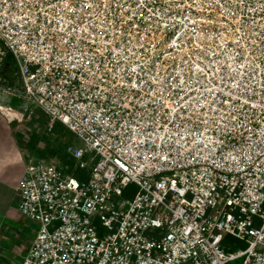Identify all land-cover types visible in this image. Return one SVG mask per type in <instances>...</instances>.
<instances>
[{"label":"built area","instance_id":"1","mask_svg":"<svg viewBox=\"0 0 264 264\" xmlns=\"http://www.w3.org/2000/svg\"><path fill=\"white\" fill-rule=\"evenodd\" d=\"M0 42L84 144L28 160L21 264H264V0H0Z\"/></svg>","mask_w":264,"mask_h":264},{"label":"rangeland","instance_id":"2","mask_svg":"<svg viewBox=\"0 0 264 264\" xmlns=\"http://www.w3.org/2000/svg\"><path fill=\"white\" fill-rule=\"evenodd\" d=\"M0 48H3L1 42ZM15 65L10 56L4 59L3 81L0 83V239L5 233V241H9L3 246L4 249L0 248V264H19L22 247L29 244L33 230H38L36 223L25 219L21 221L17 215L19 198L15 185L26 170L28 160L38 157L54 161L71 175L74 162L66 154V147L70 143L77 147L84 146L79 138L61 124H56L50 129L48 115L25 98L21 85L16 84L18 80L13 74ZM9 88H16L19 97L9 94ZM1 107L19 112L22 115L21 120L11 121L2 113ZM82 173L87 174V171ZM76 178L80 180L78 175ZM14 220L17 222L11 223ZM19 225L22 232L17 231ZM8 233L12 235L11 239H16L17 245H12V240H8ZM246 247L244 242L233 237H227L224 242V248L232 252ZM242 263L243 260H238L233 264Z\"/></svg>","mask_w":264,"mask_h":264},{"label":"crops","instance_id":"3","mask_svg":"<svg viewBox=\"0 0 264 264\" xmlns=\"http://www.w3.org/2000/svg\"><path fill=\"white\" fill-rule=\"evenodd\" d=\"M16 84L21 85V81H20L19 78H18V82H17ZM23 170H24V169H23ZM24 172H25V170L23 171V173H22L20 179L18 180L17 185H18V183L20 182V180H21V178H22ZM80 172H83V171H80ZM82 174L87 176V174H84V173H82ZM17 185H15V186H17ZM17 215H18V217L20 218L21 221L24 220V219H25V220H28V219H26L25 217H23V216L19 213L18 208H17ZM20 220H19V221H20ZM13 222H17V220L12 221L11 223H13ZM12 226H13V225H12ZM17 231H18V232H22V229H21V226H20V225H19V228H18ZM32 235H33V237H32V239L30 240L29 244H28L27 246L22 247V249H21L22 253L19 255V256L21 257V260L19 261V264H21L23 258L27 255V253H28V251H29V249H30V247H31V244H32V242H33V240H34V238H35V236H36V231L33 230ZM2 236H3V237H1L2 239H0V248H3V249H4L5 247H3V246L7 245L9 241H8V242L5 241V233H3ZM6 236L8 237V240H10V242H11V240H12V245H15V244L17 245V244H18V242L16 241V239H11L10 236H12V235H10V234L8 233ZM14 240H15V241H14ZM6 242H7V243H6ZM12 247H13V246H12Z\"/></svg>","mask_w":264,"mask_h":264},{"label":"bare ground","instance_id":"4","mask_svg":"<svg viewBox=\"0 0 264 264\" xmlns=\"http://www.w3.org/2000/svg\"><path fill=\"white\" fill-rule=\"evenodd\" d=\"M1 111L11 121H14L15 119L21 120V118H22V115L12 108L1 107Z\"/></svg>","mask_w":264,"mask_h":264},{"label":"trees","instance_id":"5","mask_svg":"<svg viewBox=\"0 0 264 264\" xmlns=\"http://www.w3.org/2000/svg\"><path fill=\"white\" fill-rule=\"evenodd\" d=\"M7 56H10V58H11L12 60H14V58H13V56H12L11 54H9V55H7ZM6 58H7V57H6ZM14 62H15V60H14ZM13 70H14V73H13V74H14V76H16V78H17V80H18V76H17L18 68H17L16 65L14 66ZM3 72H4V70H2V74H3ZM76 175H78V177H79L80 179H87V178H88L86 175H83L82 172H80V171H77V174H76Z\"/></svg>","mask_w":264,"mask_h":264}]
</instances>
